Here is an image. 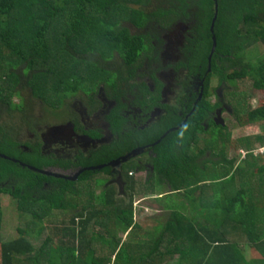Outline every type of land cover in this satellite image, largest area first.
I'll list each match as a JSON object with an SVG mask.
<instances>
[{"label": "trees", "instance_id": "16d2710c", "mask_svg": "<svg viewBox=\"0 0 264 264\" xmlns=\"http://www.w3.org/2000/svg\"><path fill=\"white\" fill-rule=\"evenodd\" d=\"M176 23L188 29L173 59L183 51L179 66L205 78L204 95L191 110L194 92L183 108L191 114L180 129L162 136L182 122L176 113L143 131L139 142L153 143L151 155L120 162L122 176L115 182L124 183V190L112 183L111 165L85 170L75 180L30 167L35 165L27 158L32 151L22 145L38 154V169L77 170L124 155L129 148L121 139L122 97L150 93L154 99L156 92L135 73L151 54L160 60L152 39ZM257 43L264 45V0H217V9L215 0H0V195L9 194L30 217L16 238L0 236V264H264V156H255L261 162L256 173L246 166L251 160L235 166V159H228L227 125L215 123L212 112L219 103L210 100V84L225 82L224 97L235 120L242 126L260 122L261 132L253 139L264 146V102L251 108V94L236 89L239 80L248 79L252 88L264 91V55L249 61L242 57ZM26 87L60 121L71 119L92 137L101 134L86 127L75 106L96 109L103 92L117 101L105 119L112 134L119 130L118 138L88 155H45L41 125L32 117L27 123L36 138L26 141L18 140L5 122L12 112L27 109L19 94ZM145 100L139 106L149 105ZM134 171H146L145 180L137 181ZM256 174L259 183L252 180ZM197 189L201 193L195 195ZM137 194H156L170 210L166 222L153 223L149 230L135 223ZM1 221L0 198V227ZM119 224L130 228L125 239L118 236ZM252 249L259 257L249 260Z\"/></svg>", "mask_w": 264, "mask_h": 264}, {"label": "flooded vegetation", "instance_id": "af4514ba", "mask_svg": "<svg viewBox=\"0 0 264 264\" xmlns=\"http://www.w3.org/2000/svg\"><path fill=\"white\" fill-rule=\"evenodd\" d=\"M187 29V25L182 23H176L172 29H168L165 33H162L160 38L155 37L154 39H152V44H154L156 48H154V50H160L161 52L160 60L158 59V57H156V53L151 54V57H148V59L145 60L144 64L136 70L137 73H135V79L145 81L149 89L151 91L156 92L154 93V99H151L150 93H148L147 96L141 95L140 98H138L135 94L132 93H127V96L122 97L121 102L124 103V106L120 111V114H122L120 130L122 133L121 139L124 137L122 142H124L125 147L129 148V150L124 155L118 156L115 159L109 160L106 163L98 165H106L109 162L120 159L135 150L137 151V154H132L130 157L127 158V160L143 152L150 153L148 148L150 145H153V143L140 144L139 142V138L141 137V134H143V131L147 130L148 127H150V129L156 128V126L159 127L158 121L161 117L165 116L167 118L168 115L172 116L176 113L178 115L183 116L182 122L176 126L167 129L162 136L164 137V135H167V132H169L170 129H180L182 125L187 122V119L191 114V111H189L188 113L183 112V108L185 109L188 106V103L191 102L190 100H192L194 92L197 94L195 96V101L192 104L193 108L191 110L194 109V106L198 101L202 100L204 95L205 78H201L200 74H189V70L187 67L182 68V66H179V64L182 60H184L183 58L185 57V55H182V50L180 58H177L176 60L173 59V56L177 51V47L180 48V45H183V47L185 45ZM161 40L165 41V43L162 44L163 42L161 43ZM208 70L210 69L208 68ZM154 73H156V77L154 76ZM177 86H179L180 89L176 88ZM210 87V89L214 93V95L210 96L211 98H213L212 103H219L212 112V118L216 124L224 126L226 122L224 121L222 114L225 112L233 113V108L231 107V105L222 97L228 85L225 84V82L219 83L217 80H215V82L213 81L210 84ZM172 98L174 99V102L171 101ZM144 99H146L145 101H147L146 103H149V105L139 106V102L144 101ZM99 100L95 103L96 109L91 108L90 106H86L82 102V104H80L79 106H74L76 112L80 113L83 117L82 122L86 125V127L92 129L97 128L101 136L92 137L89 131L85 132L81 130L78 126H74L72 120L70 119L67 121H62V123L60 124L61 126L64 125L63 128L67 132L65 134L68 135L67 141L69 143L71 142V140L74 139L80 148L88 147L91 151V149H96L102 144L111 143L118 138L117 135L119 130L112 134L109 128V123L105 119V115L109 114L113 107L115 108V106H117V101L109 99L103 92H101V95H99ZM151 101L153 105H151ZM164 104H166V106H164ZM169 106L170 108H174L176 111L174 110L169 112L167 108ZM31 112L32 110H30L28 114H30ZM28 116L32 117L30 115ZM33 118L35 119V124H40L41 128L44 127L47 122V119L44 121V123L41 122L46 118V116H44L42 113L34 116ZM31 119L32 118H28V120L30 121ZM64 122H66V124ZM203 124L205 123L203 122ZM205 125L208 129V125ZM75 127L77 129H75ZM26 129H31V125L29 123L26 124ZM27 130L25 132H27ZM40 137L42 140V136ZM22 146L25 150H28L29 152L31 151L29 147H26L25 145ZM80 148L76 154H84V152H82ZM41 149L45 153V155L51 153L50 152L46 154L47 148L44 146V143H42ZM121 161L123 160L121 159ZM86 167H80L77 170L69 171H58L59 168L47 169H50L57 173L72 174ZM119 176H122L121 171ZM120 177H118V180ZM121 189L122 186H120V191Z\"/></svg>", "mask_w": 264, "mask_h": 264}, {"label": "rangeland", "instance_id": "374dc122", "mask_svg": "<svg viewBox=\"0 0 264 264\" xmlns=\"http://www.w3.org/2000/svg\"><path fill=\"white\" fill-rule=\"evenodd\" d=\"M245 55V56H244ZM242 55L243 59L245 61H249L251 59H255L258 55L262 56L264 55V45L262 43H257L254 46L248 48L246 50V54L244 53ZM215 82V81H214ZM216 84V83H215ZM214 84V85H215ZM239 91L241 92H247L251 94V97L248 98L247 105L251 108H255L259 105H262L264 102V91H258L252 88L251 83L248 79L239 80V84L237 85ZM176 88H179L177 86ZM19 94L22 97V101L24 103V107L27 109L25 111L32 110L30 114L24 115V112L22 111H14L11 115L6 119L5 122L7 126L12 127L15 130V135L17 136L18 140L20 141H26L30 138L35 139L36 135L32 134V131L26 129L27 119L28 115L32 116V118L40 113H42L46 118L41 121L44 123V121L47 119V122L44 127L40 128V136H42V140L44 143V146L47 148L46 151L48 153L54 154V157H64V158H71L74 157L79 150V145L77 142L73 139L69 143L67 141L68 135L66 130L61 126L60 124L62 121H60L59 117L54 115L48 107H45L44 105L40 104V102L35 98V96L31 95L29 89L22 88L19 91ZM20 96L14 97V101L17 102L20 100ZM225 101H227V98L225 99L224 95L222 96ZM211 98V102H212ZM172 102H174V99H171ZM76 105H80L79 102H77ZM222 117L224 118V121L226 122L225 125H227V131H228V138L229 140H226V144L224 147H226L227 150V156L228 159H235V166L241 164L245 159L251 160L249 163L246 164V166L250 165V169L253 171V169H257L261 165V162L257 161L256 155L261 154L264 156V146L261 144L254 143V136L259 134L261 132L260 122H257L256 124H246L241 125L238 121L235 120V115L233 113L225 112L222 114ZM35 119L33 118V121ZM66 124V122H64ZM11 128V129H12ZM27 130V132H25ZM225 132L223 131L222 134ZM30 135V136H29ZM252 137V138H251ZM245 138H251L250 142H244L242 141ZM249 143V144H248ZM248 144V145H247ZM253 144V145H252ZM98 145V144H97ZM247 145V146H246ZM251 145V149L248 148V146ZM92 147V146H90ZM32 151L30 154L27 155V158L31 160L32 163L36 165L37 160L39 159L38 154H36L34 149L29 147ZM220 148V146H219ZM250 149V150H248ZM80 150L84 152V154L88 155L90 153V148L81 147ZM145 154V156H150L151 153H140ZM138 154V155H140ZM137 155V156H138ZM37 158V160H35ZM250 158V159H249ZM145 165H150V163L144 159ZM100 164V163H99ZM243 164V165H244ZM35 165L33 167H35ZM59 171V169H58ZM256 173V171H253ZM120 174V166L116 165L113 167L112 170V183L120 184L118 180L115 182L116 179H118ZM134 178L137 181H144L147 172L146 171H134L133 174ZM260 175L256 174L253 175L252 180L256 183H259L260 181ZM236 185L239 183V178H235ZM122 189L124 190V183L122 184ZM207 184H204L202 191L205 190L206 192V186ZM257 185V184H256ZM121 186V185H119ZM205 188V189H204ZM121 189V191H122ZM165 194L169 192V188L166 187L164 189ZM258 192V191H257ZM195 195H198L201 193V189H197L194 191ZM1 208H2V221H1V227H0V236L2 237V240H10L13 238H16L18 236V229L19 227H25L27 223H29V216H26V214H22L16 206V200H14L9 194H1ZM185 199V197H183ZM134 207H135V219L134 222L140 224L143 228V230H149L153 223L158 222H166V220L170 216V210L165 208L160 202L156 200V194L146 196L142 194H137L135 196L134 201ZM118 236L125 239L129 232L130 228H125L123 224H119L118 227ZM46 231L41 235L39 245L42 243V241L45 238ZM259 257L257 253L252 249L250 252V255H248L249 260H253ZM178 256H176L175 259H177ZM175 260H171L173 262Z\"/></svg>", "mask_w": 264, "mask_h": 264}, {"label": "water", "instance_id": "95a60500", "mask_svg": "<svg viewBox=\"0 0 264 264\" xmlns=\"http://www.w3.org/2000/svg\"><path fill=\"white\" fill-rule=\"evenodd\" d=\"M215 7H216V9H217V0H215ZM215 19H216V14H215V16L213 17V20H212V23H211V31H213ZM215 39H216V38L213 36V46H212L211 55H212V53L214 52V49H215V46H216V40H215ZM211 55H210V57H209V60L211 59ZM172 130H173V129H170L169 132L172 131ZM167 133H168V132H167ZM164 136H165V135H164ZM158 142H159V141H158ZM135 152H136V150H135V151H132L131 153H128L126 156H124V157H122V158H120V159H117V160L111 161V162H109V163L106 164V165H115L116 163L120 162L121 159H122L123 161H125V160H127L128 157H130V156H131L132 154H134ZM2 156L8 158V157L5 156V155H2ZM14 160H15V159H14ZM106 165L89 166V167L83 168V169H81V170H79V171H77V172H75V173H72V174H69V173H68V174H66V173H57V172H54V171H52V170H50V169H38V168H35V167H32V166H30V167L33 168V169H35V170H37V171H40V172H42V173H44V174H47V175H54V176H57V177H63V178H66V179L75 180V179L78 177V175H79L80 173H82L83 171H85V170H94V169H96V168H101V167L106 166Z\"/></svg>", "mask_w": 264, "mask_h": 264}, {"label": "clouds", "instance_id": "9594fccd", "mask_svg": "<svg viewBox=\"0 0 264 264\" xmlns=\"http://www.w3.org/2000/svg\"><path fill=\"white\" fill-rule=\"evenodd\" d=\"M168 133H169V132H168ZM165 136H166V135H165ZM136 152H137V151H136ZM136 152H135L133 155L137 154ZM120 162H121V160H120ZM120 162L116 163L115 165H111V166L114 167V166H116V165H119ZM238 183H239V182H238ZM184 191H185V190H182L181 194L184 193ZM168 193H169V192H168ZM168 193H167V194H168Z\"/></svg>", "mask_w": 264, "mask_h": 264}]
</instances>
